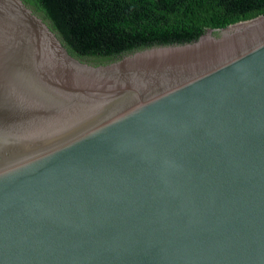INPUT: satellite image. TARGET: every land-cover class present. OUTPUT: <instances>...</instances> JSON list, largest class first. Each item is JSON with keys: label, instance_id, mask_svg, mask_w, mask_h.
Segmentation results:
<instances>
[{"label": "water", "instance_id": "95a60500", "mask_svg": "<svg viewBox=\"0 0 264 264\" xmlns=\"http://www.w3.org/2000/svg\"><path fill=\"white\" fill-rule=\"evenodd\" d=\"M0 264H264V15L94 59L0 0Z\"/></svg>", "mask_w": 264, "mask_h": 264}, {"label": "trees", "instance_id": "16d2710c", "mask_svg": "<svg viewBox=\"0 0 264 264\" xmlns=\"http://www.w3.org/2000/svg\"><path fill=\"white\" fill-rule=\"evenodd\" d=\"M77 55L100 58L198 39L264 15V0H34Z\"/></svg>", "mask_w": 264, "mask_h": 264}]
</instances>
